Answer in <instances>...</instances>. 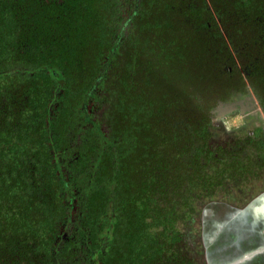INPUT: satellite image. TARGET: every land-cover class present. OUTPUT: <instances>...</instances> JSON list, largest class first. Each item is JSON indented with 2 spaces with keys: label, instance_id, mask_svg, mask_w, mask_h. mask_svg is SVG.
<instances>
[{
  "label": "trees",
  "instance_id": "16d2710c",
  "mask_svg": "<svg viewBox=\"0 0 264 264\" xmlns=\"http://www.w3.org/2000/svg\"><path fill=\"white\" fill-rule=\"evenodd\" d=\"M246 85L264 0H0V264H177Z\"/></svg>",
  "mask_w": 264,
  "mask_h": 264
},
{
  "label": "rangeland",
  "instance_id": "374dc122",
  "mask_svg": "<svg viewBox=\"0 0 264 264\" xmlns=\"http://www.w3.org/2000/svg\"><path fill=\"white\" fill-rule=\"evenodd\" d=\"M225 121L228 127L239 125L240 115H232ZM257 189L256 184L248 186L239 205L225 201L204 205L205 196L197 199L193 210H197L201 201L202 214L199 217L191 210L176 244L175 231L166 233L171 246L163 255L162 263L170 258L177 264H264V215L254 212L261 196ZM195 224L198 231L194 230ZM169 264L173 262L170 260Z\"/></svg>",
  "mask_w": 264,
  "mask_h": 264
},
{
  "label": "flooded vegetation",
  "instance_id": "af4514ba",
  "mask_svg": "<svg viewBox=\"0 0 264 264\" xmlns=\"http://www.w3.org/2000/svg\"><path fill=\"white\" fill-rule=\"evenodd\" d=\"M240 115L241 123L228 127L225 121L232 115ZM264 110L253 91L246 85L245 90L234 93L215 107L210 117V144L220 153L224 177L222 184L213 187L204 197V205L211 202H227L239 205L247 187L258 186L261 196L254 212L264 215ZM226 124V126H225ZM218 131L220 133H218ZM217 155V154H216ZM200 201L194 214H202ZM201 204V205H200ZM192 214V213H191ZM201 219V218H200ZM196 219L194 220L195 223ZM198 224L200 220L197 221ZM194 230L198 231L197 224Z\"/></svg>",
  "mask_w": 264,
  "mask_h": 264
},
{
  "label": "water",
  "instance_id": "95a60500",
  "mask_svg": "<svg viewBox=\"0 0 264 264\" xmlns=\"http://www.w3.org/2000/svg\"><path fill=\"white\" fill-rule=\"evenodd\" d=\"M264 208V206H262Z\"/></svg>",
  "mask_w": 264,
  "mask_h": 264
}]
</instances>
